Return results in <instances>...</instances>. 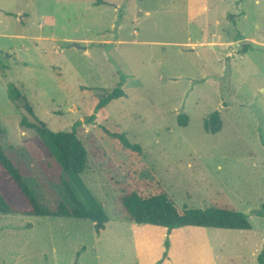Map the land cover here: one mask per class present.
Masks as SVG:
<instances>
[{
  "label": "rangeland",
  "instance_id": "obj_1",
  "mask_svg": "<svg viewBox=\"0 0 264 264\" xmlns=\"http://www.w3.org/2000/svg\"><path fill=\"white\" fill-rule=\"evenodd\" d=\"M119 82L125 94L88 123L93 94ZM11 85L51 130L81 121L82 184L55 167L44 135L20 125L22 100L10 97ZM215 110L223 126L212 133L203 121ZM0 125L5 153L44 206L72 204L68 186L89 208L93 194L109 216L98 233L90 219L0 212V264L264 258V0H0ZM103 125L141 146V160L178 207L235 208L250 228L169 233L131 220L119 198L130 151ZM7 177L0 164V191L13 202L19 192Z\"/></svg>",
  "mask_w": 264,
  "mask_h": 264
},
{
  "label": "trees",
  "instance_id": "obj_2",
  "mask_svg": "<svg viewBox=\"0 0 264 264\" xmlns=\"http://www.w3.org/2000/svg\"><path fill=\"white\" fill-rule=\"evenodd\" d=\"M119 82L111 91L100 94H93V105L85 120L93 122L97 116H106V105L112 99L124 95ZM9 95L13 100L21 99L24 112L20 119V125L24 128L35 130L44 135L49 141L50 150L55 158V167L62 171H70L76 182H81V174L87 166V149L79 138L76 126L81 123L75 121L74 128L70 131H53L47 124L35 114L33 107L21 92L13 85L9 88ZM180 125H187L188 116L179 114ZM204 128L208 132L216 133L222 129L223 121L219 110L211 112L204 118ZM105 132L112 136L121 148L130 151V162L124 169V177L128 187L119 198L127 211L128 217L137 223H150L165 226L169 233L177 227L186 225L209 226L229 229H249L251 224L246 213L235 208H221L210 206L206 208L178 207L170 196L154 170L141 160L142 148L136 143H131L125 133L120 129H111L103 125ZM2 127L0 125V132ZM47 162H44V164ZM0 164L8 173L7 179L14 183L19 192V199L13 202L0 191V212L1 213H23L33 215H54L69 216L75 218L90 219L95 224V229L101 233L109 220L102 203L93 194L88 193L92 207H87L81 202L72 189L66 186L70 192L72 204L60 200L53 209H50L37 198L35 192L23 177L19 168L12 159L5 153L0 143ZM61 180H64L61 178ZM88 191V190H87ZM22 196V198H20ZM264 212V203L262 205ZM260 264H264L263 252L259 256Z\"/></svg>",
  "mask_w": 264,
  "mask_h": 264
},
{
  "label": "water",
  "instance_id": "obj_3",
  "mask_svg": "<svg viewBox=\"0 0 264 264\" xmlns=\"http://www.w3.org/2000/svg\"><path fill=\"white\" fill-rule=\"evenodd\" d=\"M75 46H77V47H80V45H79V44H75Z\"/></svg>",
  "mask_w": 264,
  "mask_h": 264
},
{
  "label": "crops",
  "instance_id": "obj_4",
  "mask_svg": "<svg viewBox=\"0 0 264 264\" xmlns=\"http://www.w3.org/2000/svg\"><path fill=\"white\" fill-rule=\"evenodd\" d=\"M170 235V234H169Z\"/></svg>",
  "mask_w": 264,
  "mask_h": 264
}]
</instances>
